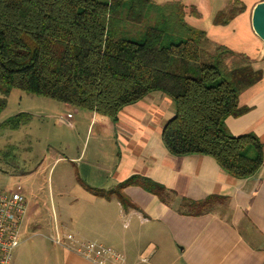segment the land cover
<instances>
[{
    "label": "trees",
    "instance_id": "obj_1",
    "mask_svg": "<svg viewBox=\"0 0 264 264\" xmlns=\"http://www.w3.org/2000/svg\"><path fill=\"white\" fill-rule=\"evenodd\" d=\"M151 3L0 0V87L112 121L124 107L162 93L174 105L161 131L169 154L207 156L234 179L253 176L263 164L262 145L253 134H230L225 120L244 112L238 96L260 81L261 72L224 46L208 51L206 34L186 23L180 3L171 5L166 20L147 27L143 39L120 38L123 23L142 24ZM242 10L219 12L214 24L226 25ZM190 13L196 15L193 8ZM4 125L17 126L15 119ZM140 179L146 191L166 203L164 188ZM119 190L110 195L129 207Z\"/></svg>",
    "mask_w": 264,
    "mask_h": 264
},
{
    "label": "crops",
    "instance_id": "obj_2",
    "mask_svg": "<svg viewBox=\"0 0 264 264\" xmlns=\"http://www.w3.org/2000/svg\"><path fill=\"white\" fill-rule=\"evenodd\" d=\"M262 1L224 0L214 19L228 9L243 10L228 24L216 25L213 20L203 30L208 51L224 46L247 57L251 67L261 72L260 81L238 96L244 112L225 120L233 136L258 138L263 158L259 170L247 179H234L207 156L169 154L161 131L173 116L174 105L162 93H151L124 107L116 121L89 112L86 139L95 137L91 155L84 161L82 145L69 159L78 168L72 200L87 206L86 221L92 228L88 229L91 235L80 228L70 231L77 241L109 244L106 247L124 256V264H139L140 257L150 264H264V41L251 27L253 8ZM178 3L184 7V20L193 18L186 22L193 28L191 24L208 15L207 0ZM192 8L196 15L188 13ZM67 115L70 112L59 118L60 123L67 125ZM72 119L67 126H79L77 121L71 124ZM140 178L164 188L166 203L146 191ZM119 188L130 204L127 208L110 195ZM68 231L62 227L51 237ZM43 260L45 264H93L52 242Z\"/></svg>",
    "mask_w": 264,
    "mask_h": 264
},
{
    "label": "rangeland",
    "instance_id": "obj_3",
    "mask_svg": "<svg viewBox=\"0 0 264 264\" xmlns=\"http://www.w3.org/2000/svg\"><path fill=\"white\" fill-rule=\"evenodd\" d=\"M178 1L186 3V0H151L144 22L123 23L120 38L143 39L146 28L158 20H166L171 5ZM207 1L210 3L208 15L199 23L191 24L202 31L208 29L214 20L213 13L224 2ZM128 5L129 2L122 11L123 19ZM63 106L54 100L0 87V191H20L27 212L20 226L19 245L12 251V264H45L44 252L51 249L52 232L62 231V227L66 226L67 233L73 236L70 231L75 228L91 235L88 229L92 228L86 221L87 206L72 200L78 168L69 159L82 145L86 148L84 161L89 159L95 137L86 139L89 112ZM67 111L73 117L71 124L77 121L79 126L70 128L60 123L59 118L65 117ZM10 119H15V128L4 125Z\"/></svg>",
    "mask_w": 264,
    "mask_h": 264
},
{
    "label": "built area",
    "instance_id": "obj_4",
    "mask_svg": "<svg viewBox=\"0 0 264 264\" xmlns=\"http://www.w3.org/2000/svg\"><path fill=\"white\" fill-rule=\"evenodd\" d=\"M71 115H67L66 123ZM26 216V202L20 191H0V264H10L12 251L19 245L20 226ZM53 245L62 246L93 264H124V256L96 242H80L71 234L55 233ZM139 264H150L146 257Z\"/></svg>",
    "mask_w": 264,
    "mask_h": 264
},
{
    "label": "water",
    "instance_id": "obj_5",
    "mask_svg": "<svg viewBox=\"0 0 264 264\" xmlns=\"http://www.w3.org/2000/svg\"><path fill=\"white\" fill-rule=\"evenodd\" d=\"M251 27L253 32L264 41V1L258 3L253 8Z\"/></svg>",
    "mask_w": 264,
    "mask_h": 264
}]
</instances>
